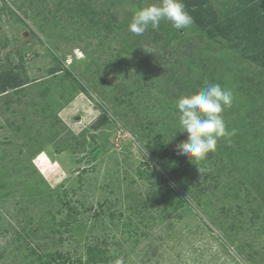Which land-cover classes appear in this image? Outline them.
Wrapping results in <instances>:
<instances>
[{
  "label": "rangeland",
  "instance_id": "1",
  "mask_svg": "<svg viewBox=\"0 0 264 264\" xmlns=\"http://www.w3.org/2000/svg\"><path fill=\"white\" fill-rule=\"evenodd\" d=\"M157 2L0 0V264L88 245L103 264H264V70L193 23L129 31ZM207 83L232 91L235 135L195 165L174 94Z\"/></svg>",
  "mask_w": 264,
  "mask_h": 264
},
{
  "label": "clouds",
  "instance_id": "2",
  "mask_svg": "<svg viewBox=\"0 0 264 264\" xmlns=\"http://www.w3.org/2000/svg\"><path fill=\"white\" fill-rule=\"evenodd\" d=\"M162 21L183 30L193 23V17L183 0H158L133 13L129 31L142 35L149 27L159 29ZM232 103V91L219 84L207 83L195 93L179 96L175 105L179 112L177 130L186 133V139L176 145L178 154L196 165L215 152L220 139L231 143L235 129H227L223 112L231 108Z\"/></svg>",
  "mask_w": 264,
  "mask_h": 264
},
{
  "label": "trees",
  "instance_id": "3",
  "mask_svg": "<svg viewBox=\"0 0 264 264\" xmlns=\"http://www.w3.org/2000/svg\"><path fill=\"white\" fill-rule=\"evenodd\" d=\"M183 2L202 37L207 36L213 42L221 43V46L226 49L239 51L243 57L264 70V0H237L234 7L223 15H217L207 0H183ZM91 35L95 34L91 32ZM6 61L8 62V58L5 59ZM15 67V65L8 68L0 67V79H2L0 94L16 87L13 84L15 77L13 76V80L10 81L7 75L5 76ZM174 97L178 98L179 95L174 94ZM154 150V146L148 145L149 153H154ZM158 177L169 187L168 181L160 173ZM194 252L179 254L180 264H186L189 258H196ZM103 254L104 251L98 246L88 245L83 261L81 258L73 261L69 256L55 252L49 260L40 264H103L108 258ZM184 256L188 258L185 260Z\"/></svg>",
  "mask_w": 264,
  "mask_h": 264
}]
</instances>
